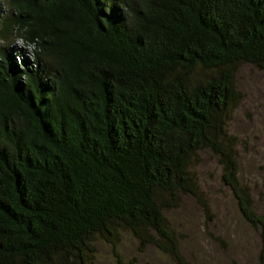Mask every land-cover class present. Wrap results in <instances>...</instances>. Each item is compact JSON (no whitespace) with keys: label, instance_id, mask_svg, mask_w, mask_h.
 <instances>
[{"label":"trees","instance_id":"trees-1","mask_svg":"<svg viewBox=\"0 0 264 264\" xmlns=\"http://www.w3.org/2000/svg\"><path fill=\"white\" fill-rule=\"evenodd\" d=\"M243 63L264 0H0V264H93L122 231L188 264L167 210L202 150L236 187Z\"/></svg>","mask_w":264,"mask_h":264},{"label":"rangeland","instance_id":"rangeland-1","mask_svg":"<svg viewBox=\"0 0 264 264\" xmlns=\"http://www.w3.org/2000/svg\"><path fill=\"white\" fill-rule=\"evenodd\" d=\"M236 86L242 98L227 125L239 163L236 187L225 178L219 157L205 149L190 168L197 195L183 194L179 206L167 210L188 264H260L264 252V228L243 212L247 203L264 217V69L241 64ZM119 236L117 250L104 240H96L93 264H121L118 256L125 264H175L153 245L142 251L131 232L122 231Z\"/></svg>","mask_w":264,"mask_h":264}]
</instances>
